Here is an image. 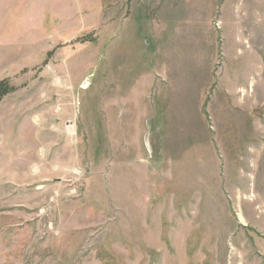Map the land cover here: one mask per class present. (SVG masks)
<instances>
[{
    "label": "rangeland",
    "instance_id": "rangeland-1",
    "mask_svg": "<svg viewBox=\"0 0 264 264\" xmlns=\"http://www.w3.org/2000/svg\"><path fill=\"white\" fill-rule=\"evenodd\" d=\"M0 264H264V0H0Z\"/></svg>",
    "mask_w": 264,
    "mask_h": 264
},
{
    "label": "trees",
    "instance_id": "trees-1",
    "mask_svg": "<svg viewBox=\"0 0 264 264\" xmlns=\"http://www.w3.org/2000/svg\"><path fill=\"white\" fill-rule=\"evenodd\" d=\"M4 85L1 83L0 84V98L5 96L7 94V89L3 87Z\"/></svg>",
    "mask_w": 264,
    "mask_h": 264
}]
</instances>
